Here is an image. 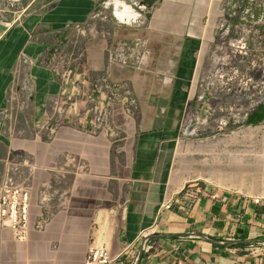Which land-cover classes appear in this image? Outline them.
<instances>
[{
	"label": "crops",
	"instance_id": "obj_1",
	"mask_svg": "<svg viewBox=\"0 0 264 264\" xmlns=\"http://www.w3.org/2000/svg\"><path fill=\"white\" fill-rule=\"evenodd\" d=\"M146 5L151 15L140 33L151 46L148 71L121 66L120 72H110L129 82L136 98L134 111L114 106L113 122L123 137L119 143L112 144L104 132L86 130L84 102L79 117L61 125L50 139L48 131L22 138L3 136L0 130V179L7 159H29L31 165L23 171L32 186L28 240L18 242L4 228L0 264H85L98 214L107 210L114 215L97 227L116 259L112 264H264V173L254 177L255 191L246 185L241 191L199 188L185 212L162 209L193 177L182 172L188 143L181 140L180 124L187 102L196 96L194 80L203 55L216 43L226 0H148ZM92 7L89 0H60L41 19L26 22L27 31L6 28L0 21V112L7 107L19 56L37 59L49 45L28 30L59 32L69 22H86ZM83 46L82 75L103 73L106 40L89 38ZM32 72L42 110L60 93V84L46 69L36 66ZM155 73L165 79L157 82ZM240 176L245 182V175ZM47 211L53 214L51 221L43 231L36 230L35 221ZM147 230L152 236L145 239ZM128 244L135 249L122 258Z\"/></svg>",
	"mask_w": 264,
	"mask_h": 264
},
{
	"label": "rangeland",
	"instance_id": "obj_2",
	"mask_svg": "<svg viewBox=\"0 0 264 264\" xmlns=\"http://www.w3.org/2000/svg\"><path fill=\"white\" fill-rule=\"evenodd\" d=\"M58 1L0 0V21L6 28L27 31L26 22H31L32 18L41 19ZM89 1L93 7L84 23L69 22L53 34L49 28L36 34L28 30L49 45L37 59L26 53L19 56L7 107L0 112L3 136L31 138L38 132H47L62 110L73 107L75 100H69L63 91L67 85H80L84 80V77L77 80L75 75L86 72L83 45L89 38L100 37L107 42V64L101 71L106 82L102 84L121 83L136 100L129 82L114 79L110 72H120L121 66L129 72L148 71L152 51L147 36L141 34L151 15L145 3L148 0H123L141 14L136 23L132 21L129 25L114 16L115 10L110 4L118 0ZM138 39L147 42L149 55L145 62L137 64L133 57L126 67L119 57L121 52H117L115 60L109 59L110 52L114 53L120 45L119 41L126 40L133 48ZM154 50L158 54V50ZM137 51L142 54L143 49ZM126 53L133 56L132 51ZM36 66L48 70L60 84V93L44 102L42 110L38 108L36 79L32 72ZM154 79L159 82L165 78L155 73ZM194 81L197 93L185 106L179 132L181 140L188 143L182 172L193 176L185 190L241 191L246 185V189L255 191L254 177L258 172L264 173L260 171L264 168V121L258 125L247 122L264 105V0H226V12L218 24L216 43L203 55ZM228 174L238 179L229 180L225 177ZM240 175H245V182Z\"/></svg>",
	"mask_w": 264,
	"mask_h": 264
},
{
	"label": "built area",
	"instance_id": "obj_3",
	"mask_svg": "<svg viewBox=\"0 0 264 264\" xmlns=\"http://www.w3.org/2000/svg\"><path fill=\"white\" fill-rule=\"evenodd\" d=\"M138 16L137 19L133 20L134 23L141 17V14L138 13ZM146 47L147 42L141 39L137 40L133 48H130L127 44H120L114 53L110 52L109 59L111 61L115 60L117 52H121L119 57L124 66L128 67L133 57L135 59L134 62L140 64L145 62L146 57L149 55ZM139 49H143L142 54L141 51H137ZM128 51H132L133 56H129L126 53ZM69 74H72V72ZM75 76L77 80L84 77L83 82L80 85H74L73 83L67 85L63 91L65 95H68V99L75 100V103L73 107L62 110L58 117L52 121L53 125L48 129V139L53 137L61 125L69 122L71 118L76 120L79 117L81 112L79 111V104L84 101L86 108L85 114L87 115V119L85 118L84 120L86 130L92 134L104 132L108 135L112 144L119 143L123 137L121 131L116 128L113 122L114 106L122 104L127 110L132 109L136 105V100L129 96L130 91L121 83L103 85L102 82H106V79L101 74L95 73L90 77L87 75L83 76L80 72ZM4 165L5 171L0 179V243L2 242V230L4 228L11 230L14 240L25 242L29 236V212L32 186L30 184V178L23 171V167L31 165V162L29 159L22 160L21 162L7 159ZM198 196V191L192 189L185 190L184 188L176 197L165 202L162 205V209L172 210L174 207H177L178 210L185 212L188 208L187 204L194 202ZM114 213V210H107L104 214L103 212L98 214V220L95 224L96 230L88 246L85 264H112L115 262L116 259L111 258L107 239L98 232L97 227L103 220L106 221V217L109 218ZM52 215L50 211H47L42 217L38 218L35 221V229L43 231L51 221ZM150 235L151 233L148 230L142 233L145 239L150 237ZM134 247L133 244L126 245L122 258L130 257L135 249ZM120 264L124 263L120 262Z\"/></svg>",
	"mask_w": 264,
	"mask_h": 264
},
{
	"label": "bare ground",
	"instance_id": "obj_4",
	"mask_svg": "<svg viewBox=\"0 0 264 264\" xmlns=\"http://www.w3.org/2000/svg\"><path fill=\"white\" fill-rule=\"evenodd\" d=\"M110 5L114 7L115 11L117 8V11L114 14L118 18V20H120V22H122L123 24L129 25L133 23V20L138 18V14L128 3L126 4V2L123 0L115 1Z\"/></svg>",
	"mask_w": 264,
	"mask_h": 264
},
{
	"label": "trees",
	"instance_id": "obj_5",
	"mask_svg": "<svg viewBox=\"0 0 264 264\" xmlns=\"http://www.w3.org/2000/svg\"><path fill=\"white\" fill-rule=\"evenodd\" d=\"M146 3V2H145ZM151 4V2H150ZM264 121V105L260 106L248 119V124L258 125Z\"/></svg>",
	"mask_w": 264,
	"mask_h": 264
},
{
	"label": "water",
	"instance_id": "obj_6",
	"mask_svg": "<svg viewBox=\"0 0 264 264\" xmlns=\"http://www.w3.org/2000/svg\"><path fill=\"white\" fill-rule=\"evenodd\" d=\"M152 236V235H151Z\"/></svg>",
	"mask_w": 264,
	"mask_h": 264
}]
</instances>
